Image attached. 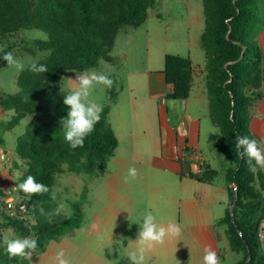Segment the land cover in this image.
<instances>
[{
  "label": "trees",
  "instance_id": "trees-1",
  "mask_svg": "<svg viewBox=\"0 0 264 264\" xmlns=\"http://www.w3.org/2000/svg\"><path fill=\"white\" fill-rule=\"evenodd\" d=\"M156 0H0V39L22 30H39L47 40H35V47L48 54L38 63L48 72L35 74L26 68L16 78L18 92L0 94V107L13 110L7 127L16 126L26 115L32 119L16 141L15 153L27 164L28 175L47 185L42 195L20 194L29 201L28 213L11 216L4 212V229L14 230L19 237L35 235L38 248L33 255L43 254L51 242H58L83 223L81 203H71L72 216H44L39 209L52 212L55 178L69 172L92 179L103 173L113 157L118 141L109 123L110 102L102 107L101 119L85 139L84 146L70 149L64 139L61 119L68 108L67 95L60 81L67 73L98 70L100 62L117 64L112 55L115 38L124 26L140 27ZM204 30L199 48L205 64V86L208 96V118L221 135L215 148L229 162L224 170L227 208L217 222L223 228L229 250L240 255L235 264H264V248L258 230L264 222V170L253 176L246 158L235 148V136H248L260 141L249 130L251 109L264 98V51L258 41L259 25L264 24V0H202ZM166 84L172 86L168 99L189 97L194 68L190 58L172 54L164 56L162 70ZM185 165V164H183ZM183 174L202 184H212L218 173L204 166L202 173ZM88 191L81 200L85 201ZM0 264H26L20 257L9 258L0 248ZM117 264H132L121 260Z\"/></svg>",
  "mask_w": 264,
  "mask_h": 264
},
{
  "label": "crops",
  "instance_id": "crops-1",
  "mask_svg": "<svg viewBox=\"0 0 264 264\" xmlns=\"http://www.w3.org/2000/svg\"><path fill=\"white\" fill-rule=\"evenodd\" d=\"M148 14L142 25L148 21ZM155 16L159 14L155 12ZM201 34L195 33L193 38L173 43L176 52L171 54L190 58L194 68L187 99H168L173 88L165 83L163 67L135 73L131 66L126 79H121L118 91L113 86L109 89L114 100L110 102L108 120L118 146L103 173L98 175L106 189L109 206L113 212H118L120 221L132 227L135 244H138L140 223L148 213L155 217L157 224L167 226L171 222L182 229L179 237L166 238L163 244L155 245L153 253L145 257V264H204L207 246L216 251L222 264L226 255L219 243L224 245L223 250L229 248L224 233L217 228L227 208L224 170L229 162L226 163L215 148L221 138L219 130L208 125L211 122L203 71L205 59L197 52ZM258 41L264 51V24L259 27ZM118 62L120 66L124 64ZM75 78L76 73H67L60 81V89L68 94L72 88L70 79ZM63 83L67 89L63 88ZM13 116V110L0 107V196L4 190L10 191L6 182L12 176L13 162L17 159L21 162L15 153L16 146L13 150L2 148L7 141L5 137L24 120L27 127L32 119L31 115H26L9 128L7 125ZM249 130L264 140V98L251 109ZM193 148L203 156L204 166L217 171L212 184L198 183L183 174L184 171L194 173L189 165ZM129 167H135L138 175L125 182ZM98 224L96 219L90 230L96 231ZM50 244L43 255L50 257L48 264H53L56 252L49 251ZM128 259L132 263L130 257Z\"/></svg>",
  "mask_w": 264,
  "mask_h": 264
},
{
  "label": "rangeland",
  "instance_id": "rangeland-1",
  "mask_svg": "<svg viewBox=\"0 0 264 264\" xmlns=\"http://www.w3.org/2000/svg\"><path fill=\"white\" fill-rule=\"evenodd\" d=\"M148 12L146 24L138 28L124 26L116 35L111 55L124 64L120 66L118 59L116 65L101 61L99 69L96 70L114 81L115 91H118L121 79H126L131 66L135 73L146 68L154 70L162 68L164 56L176 52L174 42L179 43L186 37L193 38L195 33L199 34L204 30L202 0H156ZM155 12L159 14L158 17L155 16ZM35 40L45 41L47 35L39 30H22L0 39V92L5 94L18 92L16 78L22 72L7 67V62L2 59L5 52H12L14 56L22 59L26 68L32 61L38 62L48 54L35 47ZM197 52L200 57H204L200 48ZM63 88L67 89L65 83H63ZM108 90L109 88L103 85H95L90 99L103 107L110 97ZM26 124L27 120H24L13 133L6 135L7 141L2 147L4 150H13V146H16L15 138L24 133ZM208 125L213 129L212 124ZM222 157L225 159L224 156ZM224 161L228 163L226 159ZM26 168L25 161L20 162L17 159L13 162L12 176L6 182L13 198H16L19 190L16 187L18 179L26 172ZM98 175L96 174L89 180L82 174L65 172L55 178L52 189V193L56 194V199H52L55 206L63 202L66 207L62 213L67 218H70L73 213L71 203H81L83 211L82 227L63 236L59 240L60 245L59 242L50 244L49 251L51 252L63 249L64 258L69 264H117L121 260H129L131 252L139 246L132 241V227L120 221L118 212H113L109 206L106 200V189L98 180ZM84 191L86 193L88 191L89 195H86V200L82 201L81 195ZM3 207V198L0 196V239L5 235L11 238L19 237L14 230L2 227L4 222L2 214L5 212ZM96 219L99 222L98 228L96 231H91L90 226L95 223ZM221 231L223 232V228ZM225 241L227 244V240ZM154 247L146 256L154 250ZM219 247L226 255L222 264H235L241 259L240 255L232 253L229 248L223 250L222 243H219ZM49 259V256L45 258L43 254L33 255L31 260L21 258L26 264H48Z\"/></svg>",
  "mask_w": 264,
  "mask_h": 264
},
{
  "label": "clouds",
  "instance_id": "clouds-1",
  "mask_svg": "<svg viewBox=\"0 0 264 264\" xmlns=\"http://www.w3.org/2000/svg\"><path fill=\"white\" fill-rule=\"evenodd\" d=\"M7 62V67L14 68L17 72L24 71L25 62L13 55L12 52H5L2 58ZM28 70L35 74L48 72V68L44 64L32 61L27 65ZM71 80L72 88L67 95L64 96L63 103L67 106V116L62 118L60 123L64 130V139L70 149L82 148L85 139L94 131L95 125L101 119L103 111L102 106L90 99L91 93L95 85H103L111 88L114 81L109 76L98 73L95 69L85 70L76 74V78ZM235 148L241 158H246L248 171L256 176L259 171L264 170V140H256L248 136H235ZM138 175L135 167H129L125 182L129 178L134 179ZM16 187L25 194L42 195L50 191L49 187L43 183L37 182L35 176L28 175L24 181ZM52 199H56L55 192L52 193ZM66 205L61 202L52 212H45L40 208V214L44 216L59 215L65 209ZM182 229L176 223H168L167 226L156 223L155 217L148 213L143 217L140 223L138 233V248L131 252L130 260L132 264H144L146 254L158 244H163L166 238L179 237ZM0 246H3L9 258L21 257L31 260L38 248L35 235L11 238L8 235L0 239ZM261 248H264V241L261 242ZM63 250L55 253L53 256V264H69L64 258ZM204 264H221L220 258L211 246L204 249Z\"/></svg>",
  "mask_w": 264,
  "mask_h": 264
},
{
  "label": "built area",
  "instance_id": "built-area-1",
  "mask_svg": "<svg viewBox=\"0 0 264 264\" xmlns=\"http://www.w3.org/2000/svg\"><path fill=\"white\" fill-rule=\"evenodd\" d=\"M190 168L194 170V173L200 174L204 168L203 156L196 151V149L191 150V159L189 162ZM11 191H3V209L4 211L11 216H24L28 213L29 210V201L26 198H23L20 193H17L16 198H13L10 195ZM258 236L260 241H264V222L260 223Z\"/></svg>",
  "mask_w": 264,
  "mask_h": 264
}]
</instances>
